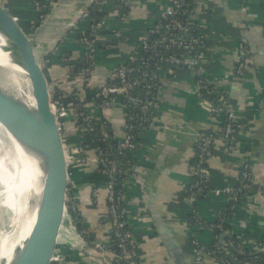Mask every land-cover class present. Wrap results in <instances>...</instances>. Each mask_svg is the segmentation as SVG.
<instances>
[{"label":"crops","instance_id":"crops-1","mask_svg":"<svg viewBox=\"0 0 264 264\" xmlns=\"http://www.w3.org/2000/svg\"><path fill=\"white\" fill-rule=\"evenodd\" d=\"M0 3L27 32L35 31L36 27L30 25L36 16L34 0H0ZM115 3L116 0H107L104 8V24L96 32L93 75L86 88L72 69L83 55L79 36L89 21L82 16L75 20L73 29L67 30L66 26L73 21L75 11L89 8V0H63L47 26L36 34L35 55L44 63L46 79L64 95L93 96L109 72L126 61L139 37L157 23L162 6V0H129L128 12L121 19L115 14ZM191 20L207 35V46L200 52L211 85L226 96L242 125L234 150H228L223 139L214 140L213 154L207 161L211 184L217 189L234 185L245 161L251 166L253 183L229 211L228 198L221 194L209 193L197 202L187 198L197 135H218L224 114H210L207 103L196 93L191 72L178 69L169 74L163 70L160 107L153 127L142 134L133 153L136 176L127 182L124 194L129 224L139 245L140 264H177L172 251H180L191 262L192 239L203 245L211 244L212 231L207 226H189L190 216L210 224L227 213L223 218L230 242L243 241L249 251L264 236V0H195ZM240 42L244 43L249 58L241 77L235 74ZM89 112L100 117L98 111L89 109ZM123 121L122 108L110 112L114 136L122 135ZM66 124L69 129L70 122ZM88 157V165L80 167L79 173L77 169L66 167V170L74 180L72 195L80 202L82 223L89 239L107 244L110 226L104 220L105 198L93 202L90 197L91 188L103 187L104 179L95 175L92 183L84 181L89 172L94 173L93 154ZM60 236V241L75 238L67 220ZM61 248L66 250L67 244ZM78 264H113V258L110 252L85 253ZM201 264L218 263L206 256Z\"/></svg>","mask_w":264,"mask_h":264},{"label":"built area","instance_id":"built-area-1","mask_svg":"<svg viewBox=\"0 0 264 264\" xmlns=\"http://www.w3.org/2000/svg\"><path fill=\"white\" fill-rule=\"evenodd\" d=\"M194 1L162 0L157 23L139 37L131 47L126 61L109 72L106 81L93 96H66L48 82L49 106L56 118L66 167L69 170L86 167L88 155L93 154L94 173L103 176L104 185H94L90 190V197L93 202L105 198L107 215L104 220L110 226V241L107 244L89 239L85 229L78 230L77 226L83 225L80 202L72 195L75 183L67 172V212L63 227L67 220V226L73 231L75 238L60 241L61 236L59 237L50 264H78L85 253L106 252L112 254L113 264H140L139 245L129 224L124 194L127 182L136 176L133 153L142 134L153 127L154 117L160 107L163 70L169 74L178 69L191 72L196 93L207 103L210 114H224L218 135H197L187 198L197 202L209 193L221 194L228 198L229 211L240 201L245 189L252 185L253 172L247 161L242 164L234 185L217 189L211 184L207 161L213 154L214 140L219 137L226 142L228 150H234L242 125L237 122L226 96L213 88L210 76L204 70L200 51L207 46V35L191 20ZM56 2L57 0H34L36 16L30 25L38 27L42 24L49 15L50 6L55 7ZM106 4L107 0H92L89 8L104 11ZM89 8L82 15L88 19V27L79 36V42L84 47L83 55L72 69L74 75L82 78L85 88L89 86L93 75L96 32L104 24L102 18L93 23ZM128 8L129 0H116L114 10L118 18H124ZM21 28L29 34L26 27L21 25ZM236 55L235 74L241 77L249 63L244 43L238 44ZM39 65L43 70L44 63L40 61ZM117 107L124 111L120 137L111 133L109 124L110 112ZM89 109L98 111L100 117H95ZM68 121L69 129L66 124ZM69 133L75 136L73 145L69 142ZM219 221L218 224H208L195 217L189 219V226H207L213 233V241L209 245L192 239L193 264H201L206 256L218 264H233L227 255L231 249L245 256L243 261L238 260L240 264H264L260 257L264 253V244L256 245L253 251L247 250L243 241L237 240L220 246L218 237L221 233H227V222L226 218H220ZM62 244H67L66 250H62ZM59 250L60 254L55 257Z\"/></svg>","mask_w":264,"mask_h":264},{"label":"water","instance_id":"water-1","mask_svg":"<svg viewBox=\"0 0 264 264\" xmlns=\"http://www.w3.org/2000/svg\"><path fill=\"white\" fill-rule=\"evenodd\" d=\"M91 1L89 0V4ZM62 2L63 0H57L45 21L29 34L23 31L14 16L0 3V31L8 36L14 50L6 51L25 70L34 100V105H29L12 89L0 83V109L17 112L20 121L18 126H13V136L23 148L40 160L43 172L34 223L24 240L22 255L10 264H50L67 212L68 183L64 147L55 115L49 106L48 81L34 50L36 34L47 26L49 18L60 8ZM85 10L75 11L73 21L66 26L67 30L74 28L75 20L81 18ZM26 195L27 192H24L22 196ZM226 242H230L229 236L221 233L218 237L219 245L223 246ZM172 253L177 264H193V259L187 262L180 251ZM227 255L233 264H240L233 253L227 252Z\"/></svg>","mask_w":264,"mask_h":264},{"label":"bare ground","instance_id":"bare-ground-1","mask_svg":"<svg viewBox=\"0 0 264 264\" xmlns=\"http://www.w3.org/2000/svg\"><path fill=\"white\" fill-rule=\"evenodd\" d=\"M8 45L14 51L8 36L0 31V83L33 106L26 72L6 51ZM19 121L16 111L0 109V260L5 264L23 253L24 240L35 220L43 181L40 160L13 136V126ZM24 192L26 196H22Z\"/></svg>","mask_w":264,"mask_h":264},{"label":"trees","instance_id":"trees-1","mask_svg":"<svg viewBox=\"0 0 264 264\" xmlns=\"http://www.w3.org/2000/svg\"><path fill=\"white\" fill-rule=\"evenodd\" d=\"M89 9H90L89 14H90L91 17L94 19L93 23H95L96 20H98V19L104 17V15H105L104 11H100V10H98V9H96V8H89ZM132 160L134 161V157H132ZM94 174H95V173H94ZM95 175H97L98 177L103 178V176H101V175H99V174H95ZM103 179H104V178H103ZM223 217H227V214L224 213ZM223 217H222V218H223ZM222 218H221V219H222ZM189 219L192 220V219H193V216H190ZM219 222H220V221L218 220V221L214 222V224H218ZM225 227H227V225H226ZM77 228H78L79 231H82V230L84 229V226L81 225V224H79V225L77 226ZM216 233H218V231H216ZM218 234H219V233H218ZM261 244H264V236L262 237ZM230 249H231V248H230ZM231 253H233V255H234L238 260H240V261H241V260L243 261V259L245 258V256L239 255V254H238L237 252H235L233 249H231ZM260 257H261V259L264 261V253H261V254H260Z\"/></svg>","mask_w":264,"mask_h":264},{"label":"rangeland","instance_id":"rangeland-1","mask_svg":"<svg viewBox=\"0 0 264 264\" xmlns=\"http://www.w3.org/2000/svg\"><path fill=\"white\" fill-rule=\"evenodd\" d=\"M52 9H54V6H50V9L48 10V13L52 10ZM10 49H11V47H10V45H8L7 47H6V50H8V51H10ZM68 126V125H67ZM68 138H69V142L71 143V145H73L74 144V142H75V140H74V138H75V136H74V138H73V134L72 133H69L68 134ZM77 169V172L79 173V171H81V170H79L80 169V167L79 168H76ZM82 179V177L81 176H79V179ZM80 179V180H81ZM84 179V181L85 182H87V183H92V181H94V179H96V176H95V174L93 173V172H89L88 174H87V176L86 177H84L83 178ZM32 205V204H31ZM3 212V211H2ZM5 213L7 214V217H9V213H8V211H7V209L5 210ZM0 214H2L1 212H0ZM9 230V229H8ZM0 232H1V229H0ZM0 264H5L2 260H0Z\"/></svg>","mask_w":264,"mask_h":264}]
</instances>
